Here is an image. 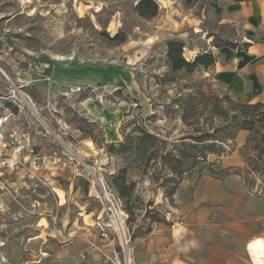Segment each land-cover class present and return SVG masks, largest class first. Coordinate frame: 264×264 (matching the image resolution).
<instances>
[{"label":"rangeland","instance_id":"obj_1","mask_svg":"<svg viewBox=\"0 0 264 264\" xmlns=\"http://www.w3.org/2000/svg\"><path fill=\"white\" fill-rule=\"evenodd\" d=\"M154 1L144 18L138 0H0L1 264H200L165 192L226 174L222 158H200L231 155L234 139L200 152L196 138L226 122L224 96L208 68L175 70L168 54L181 42L192 62L239 37L220 22L222 0ZM244 146L233 172L261 193ZM122 181L134 184L123 199Z\"/></svg>","mask_w":264,"mask_h":264},{"label":"crops","instance_id":"obj_2","mask_svg":"<svg viewBox=\"0 0 264 264\" xmlns=\"http://www.w3.org/2000/svg\"><path fill=\"white\" fill-rule=\"evenodd\" d=\"M219 7L220 22L234 26L239 39L231 47L211 48L214 63L203 74L219 97L264 103V0H222ZM248 135L245 130L236 133L234 150L215 170L226 174L185 179L173 196L172 210L183 216L176 237L194 242L200 264H254L253 248L264 246V191L248 189L243 177L233 172L240 166L239 150ZM178 263L190 264V259Z\"/></svg>","mask_w":264,"mask_h":264},{"label":"trees","instance_id":"obj_3","mask_svg":"<svg viewBox=\"0 0 264 264\" xmlns=\"http://www.w3.org/2000/svg\"><path fill=\"white\" fill-rule=\"evenodd\" d=\"M186 3H190L193 0H184ZM234 2H242L248 0H232ZM135 11L144 18L154 17L158 13V5L154 0H138ZM171 46V45H170ZM183 44L181 42H176L172 44L171 51L168 54V58L174 61L173 69L177 70L180 68H192L194 66L203 65L205 68H209L214 63V57L211 53H205L200 57H205L208 62L199 63L200 57H196L192 62H186L182 57ZM219 47V46H216ZM216 102V114L225 117V124L213 130V133H203L196 138V143L200 144V152L204 151H214L217 146V142H224L228 140H233L235 134L240 130H245L249 132V137L247 138L244 150L242 152V157L246 164V167L250 169V173L264 179V103H254V104H240L232 101L229 97L224 96L222 98H214ZM226 103L229 108H221L220 103ZM231 112V116L228 118V113ZM220 134V135H218ZM142 143L146 144L148 138L151 135L148 133L142 134ZM248 151V152H246ZM252 153H255L252 156ZM204 154V153H203ZM171 155L168 154V157ZM248 157V159H246ZM170 161H175L171 158ZM177 173V170H173ZM253 180V179H252ZM245 185L248 189H251L250 181L248 178L244 177ZM252 182V181H251ZM174 184V186L166 193V197L173 199V196L179 186ZM264 184V181H263ZM134 184L125 182H120L115 184V189L120 198H127L133 189Z\"/></svg>","mask_w":264,"mask_h":264},{"label":"built area","instance_id":"obj_4","mask_svg":"<svg viewBox=\"0 0 264 264\" xmlns=\"http://www.w3.org/2000/svg\"><path fill=\"white\" fill-rule=\"evenodd\" d=\"M0 40L2 41L1 37H0ZM6 48H7V50H11V48L8 46H6ZM6 54H8V53H6ZM48 67H49L48 65L37 64L35 62H29L27 64V68H30L31 70L41 71V72H44V70L47 69ZM224 147L226 148L225 152H227L228 148L226 146H224ZM220 158H223V156L220 157V156H216L213 154H208L206 157H201L200 160H201V162H214V161H216V159H220Z\"/></svg>","mask_w":264,"mask_h":264},{"label":"bare ground","instance_id":"obj_5","mask_svg":"<svg viewBox=\"0 0 264 264\" xmlns=\"http://www.w3.org/2000/svg\"><path fill=\"white\" fill-rule=\"evenodd\" d=\"M252 260L254 264H264V246H255L252 250Z\"/></svg>","mask_w":264,"mask_h":264},{"label":"water","instance_id":"obj_6","mask_svg":"<svg viewBox=\"0 0 264 264\" xmlns=\"http://www.w3.org/2000/svg\"><path fill=\"white\" fill-rule=\"evenodd\" d=\"M106 196V195H105ZM107 197V196H106Z\"/></svg>","mask_w":264,"mask_h":264}]
</instances>
